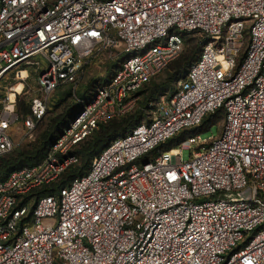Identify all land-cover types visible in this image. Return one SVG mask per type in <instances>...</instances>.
I'll return each instance as SVG.
<instances>
[{
    "label": "built area",
    "instance_id": "2783aa9c",
    "mask_svg": "<svg viewBox=\"0 0 264 264\" xmlns=\"http://www.w3.org/2000/svg\"><path fill=\"white\" fill-rule=\"evenodd\" d=\"M193 31L203 49L177 90L85 175L36 200L79 143L137 107ZM106 54L114 73L45 159L0 179V264H264V0H0V158L13 130L31 135L55 91ZM31 71L37 94L22 116ZM10 76L20 91L2 85ZM222 107L216 137L158 149Z\"/></svg>",
    "mask_w": 264,
    "mask_h": 264
},
{
    "label": "trees",
    "instance_id": "16d2710c",
    "mask_svg": "<svg viewBox=\"0 0 264 264\" xmlns=\"http://www.w3.org/2000/svg\"><path fill=\"white\" fill-rule=\"evenodd\" d=\"M183 38L184 49L181 55L169 65V76L160 83H151V79L138 91L140 99L137 107L132 112L122 117L101 123L98 130L92 133L83 142L79 143L72 151V154L78 158V161L70 165L57 180L37 189L33 194L36 196V200L44 196H58L63 187L68 186L74 179L85 175L90 170L94 159L114 139L128 134L135 126L149 120L153 103L157 101L163 93L168 92V90L170 91L175 83L184 80L191 65L201 55L204 42L199 32L193 31L190 33H184ZM117 65L118 63L116 62L114 71ZM73 85L74 84L62 85L56 90L59 94V100L58 103L54 105L55 107L61 106L70 98L75 97L74 94L76 92H74ZM145 86L146 88H144ZM172 93H174V90ZM92 94L93 92L87 93L86 95L80 94L79 96L82 98L80 102L72 101L69 105L67 104L64 112L52 119L51 130L42 133L37 143L26 146L20 150H13L2 156L0 158V179H6L12 172L25 166H35L42 162L53 144L62 134L63 130L72 122L73 118L82 108L83 103L89 99ZM18 108L19 111L25 115L29 113V104L27 103L20 102ZM222 117L225 119V111L223 107L214 113L208 114L199 126L183 130L173 138L162 143L158 149L169 150L174 148L181 141L198 133V131L209 129ZM220 132L221 131H219V133ZM154 153L156 154L157 150H155Z\"/></svg>",
    "mask_w": 264,
    "mask_h": 264
},
{
    "label": "rangeland",
    "instance_id": "374dc122",
    "mask_svg": "<svg viewBox=\"0 0 264 264\" xmlns=\"http://www.w3.org/2000/svg\"><path fill=\"white\" fill-rule=\"evenodd\" d=\"M186 47V45H185ZM115 61L111 60V58L108 57V54L104 56H98L96 58L91 59L90 61L86 62L84 64V67L81 71V74L79 76L78 82L73 85L74 92H76L74 95L75 97L70 98L66 103H63L61 106L55 107L54 105L58 103L59 100V94L57 91L51 96L49 103H48V110L44 118L36 125V128L34 129L33 133L30 135H24L23 130L12 131V136L15 143V150H20L25 148L26 146H29L31 144L37 143L38 139L40 138V135L44 133L45 131L51 130V121L52 119L60 115L64 112L65 106L72 101H78L82 98H80V94H87L94 92L97 87L100 85H103L106 83L111 74L114 71L115 67ZM170 74V66L167 67L164 71H162L159 75H157L154 79H152V82L160 83L164 79H166ZM21 76V75H20ZM24 76V75H22ZM15 76H10L2 83L4 87H7L9 85L17 84ZM148 86V85H147ZM146 88V86L144 87ZM178 88V82L174 84V87L168 90V92L163 93L161 96H170L177 90ZM5 91V90H3ZM37 94V75L35 72L31 71L30 75L27 79V84L25 90L22 92V94L18 98V104L20 102H24L27 104H30L32 96ZM22 116H25L24 113L19 111ZM224 125V118L222 117L219 121L214 123V125L211 126V128L206 130H200L198 131V134H200L202 140H209L212 137H216L219 134V131L222 130ZM12 150V151H13ZM191 151L187 148H185L182 151V158L183 160H188L190 158Z\"/></svg>",
    "mask_w": 264,
    "mask_h": 264
},
{
    "label": "bare ground",
    "instance_id": "6f19581e",
    "mask_svg": "<svg viewBox=\"0 0 264 264\" xmlns=\"http://www.w3.org/2000/svg\"><path fill=\"white\" fill-rule=\"evenodd\" d=\"M20 75H21V76H20ZM22 75L25 76V75H26V72H20V73H19V76H20V77H23ZM16 86H17V90L20 91V89L22 88V84L18 83Z\"/></svg>",
    "mask_w": 264,
    "mask_h": 264
},
{
    "label": "water",
    "instance_id": "95a60500",
    "mask_svg": "<svg viewBox=\"0 0 264 264\" xmlns=\"http://www.w3.org/2000/svg\"><path fill=\"white\" fill-rule=\"evenodd\" d=\"M79 114H80V113H79ZM79 114H78V115H79ZM78 115H76V116L73 118V120H72V121H74V120H75V119L78 117Z\"/></svg>",
    "mask_w": 264,
    "mask_h": 264
}]
</instances>
